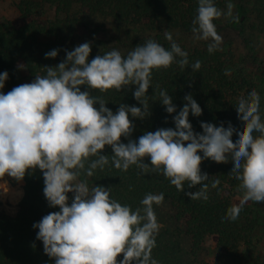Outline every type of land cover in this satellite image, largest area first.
I'll list each match as a JSON object with an SVG mask.
<instances>
[{"label": "clouds", "instance_id": "1", "mask_svg": "<svg viewBox=\"0 0 264 264\" xmlns=\"http://www.w3.org/2000/svg\"><path fill=\"white\" fill-rule=\"evenodd\" d=\"M233 9L230 0L226 12L214 0H198L191 31L194 40L210 41V54L220 50L223 42L213 21L223 16L238 22ZM165 39L170 49L149 39L126 57L113 49L91 62V46L83 43L66 50V59L55 67L46 66V75H36L33 82L6 94L0 92V178L7 174L22 180L29 169L42 172L48 204L58 206L60 211L45 215L33 227L39 229L37 239L55 264H158L151 255L160 227L153 206L163 203L164 194H146L140 201L142 207L133 210L112 199L110 187L89 188L86 181L78 179L82 174L92 177L95 170L109 164V156L101 154L105 146L111 147V164L118 170L127 172L136 165L142 173L162 174L181 192L186 181L188 188L201 185L198 191L185 192L191 200L209 198V184L205 183L209 176L201 173L202 161L227 163L231 159L230 175L239 182L237 191L242 192V198L240 204L227 209L224 219H238L248 201L264 203V120L260 115L261 97L254 89L237 98L241 131L237 132L230 122L227 128L201 122L203 132H194L189 113L198 117L202 109L188 94L173 117L175 129L160 128L145 132L138 142H121V137H130L134 130L129 114L140 119L150 115L146 93L153 70L166 69L174 62L181 69L189 64L188 53L171 33L166 32ZM57 55L58 50H52L45 58ZM191 67L198 71L201 61ZM225 75H230V70H225ZM7 79V72L0 73V89ZM85 85L102 93L135 85L133 96L143 110L120 104L113 113L102 97L81 91ZM159 97L167 113L176 112L166 90L161 89ZM97 103L99 108L95 107ZM234 132L239 137L235 143ZM145 157L150 158V166L143 162ZM219 185V179L211 181V188ZM69 192L74 194L70 206ZM121 255L123 259L118 260Z\"/></svg>", "mask_w": 264, "mask_h": 264}, {"label": "trees", "instance_id": "2", "mask_svg": "<svg viewBox=\"0 0 264 264\" xmlns=\"http://www.w3.org/2000/svg\"><path fill=\"white\" fill-rule=\"evenodd\" d=\"M247 1L230 0L234 4L233 16L239 17L238 22L223 16L213 22L223 23L240 34L245 30L264 33V0ZM228 2L214 0L224 12ZM197 8L198 0H20L17 4L18 21L0 22V73H8L0 92L6 94L25 84L22 71L33 81L36 75H46V66L55 67L66 59V50L72 51L83 43L91 46L89 62L97 55H104L103 42L97 35L105 32V22L115 29L126 30V37L114 38L115 46L133 50L152 39L170 49L165 33L193 35L192 21ZM48 10L54 12L52 20L46 18ZM95 19H100V23L95 24ZM82 25L87 30L92 27V30L80 36L78 32ZM130 28L146 36L130 35ZM176 43L188 53L189 64L181 69L174 62L166 69L153 70L146 93L150 115L140 119L129 114L134 130L130 137H121V142L128 143L129 139L138 142L145 132H155L160 128L175 129L173 117L186 103L184 97L188 94L202 109L198 117L189 113V122L196 133L203 132L201 122L217 127L223 124L225 128L230 122L237 132L241 131L243 122L238 119L237 98L247 96L253 89L261 97L260 115L264 120V61H258L256 69L251 71L243 58L235 59L219 50L210 54L207 47L190 48ZM52 50H58V55L46 59L45 54ZM249 51L255 61L253 52ZM197 60L201 61V68L193 71L191 65ZM225 70H230V75H225ZM135 89V85H130L121 91L112 89L102 93L86 85L81 86V91L102 97L105 106L113 113L120 104L143 110L133 96ZM161 89L172 97L176 112L167 113L160 101ZM95 107L99 108V103ZM237 132L232 136L234 143L239 138ZM101 154L109 156V164L103 170H95L92 177L82 174L78 178L86 181L89 188L95 185L110 187L111 198L133 210L142 207L140 201L146 194H164V202L170 206L177 228L167 240L156 236V247L151 255L158 264H264V256L254 257L256 249L264 243V203L248 201L243 204L238 219H224L227 209L240 204L242 198V192L237 191L239 182L230 175L233 168L231 159L227 163H216L210 159L202 161L201 173L209 176L205 181L209 184V198L204 201L191 200L185 195L188 191H198L201 185L188 188L186 181L184 192H181L162 174L142 173L136 165L130 166L127 172L116 169L111 164L113 152L110 146H105ZM198 154L203 156L202 152ZM143 162L151 164L148 157ZM213 179L220 180L218 188H211ZM0 181L10 183L12 190L5 195L4 201L8 208L14 209L0 212V264H55V259L45 254L43 242L37 239L39 229L33 227L45 215L60 211L58 206L53 208L48 204L43 192L42 172L38 168L29 169L22 180L6 174ZM18 182L23 185L17 187ZM67 195L70 206L74 194L69 192ZM182 238L188 241L187 250L182 248ZM207 241L214 243L213 259L209 262L199 259ZM122 259V255L118 257V260Z\"/></svg>", "mask_w": 264, "mask_h": 264}, {"label": "rangeland", "instance_id": "3", "mask_svg": "<svg viewBox=\"0 0 264 264\" xmlns=\"http://www.w3.org/2000/svg\"><path fill=\"white\" fill-rule=\"evenodd\" d=\"M20 0H0V22H17L19 19V12L17 10V4ZM249 1V0H248ZM247 1V2H248ZM250 2V1H249ZM46 18L53 19L54 18V12L53 10H48L46 12ZM100 19H95L94 23L98 24L100 23ZM104 24V30L105 32L98 33V38L103 42L101 45V48L104 49V53H107L113 49L118 50L121 52L123 56H126L128 52L132 51V49L128 47L123 46H115L114 38L122 39L123 37H126L124 31L115 29L108 25V23ZM216 25V30L218 35H220L223 39L222 44L220 45L221 52L227 54L228 56H231L232 58H243L247 62V68L249 70H255L256 63L258 61H264V33H257V32H251L248 30H245L243 34H240L237 30L232 28H227L224 26L223 23H214ZM88 30H92V27H89ZM85 29V25H82L79 28L78 34L80 36L85 35L88 31ZM130 32V35L139 36L140 38H143V36H146L144 34H141L140 32H134L132 28L128 30ZM193 35L189 36H183L179 34H172L173 40L176 42H179L187 47L193 48V47H199V48H205L207 47V44L210 41H196L193 38ZM124 40V39H123ZM253 52V56L255 58V61L252 60V56L250 54V50ZM24 82L25 83H31L33 82V79L29 78L25 72H21ZM22 182H18L17 187L22 186ZM11 185L9 182L0 181V212L3 210H14L13 208H8L5 205L4 197L7 193L11 191ZM154 212L157 218V222L160 225L158 236H163L164 239H168L171 234H174L177 225L173 219V212L170 209V206L163 201L160 205H154ZM179 226V224H178ZM156 235V236H157ZM182 248L187 250L188 249V241L182 240L180 241ZM264 243L263 245H260L256 251L254 257L256 258H262L264 256ZM213 253H214V243L207 241L205 242L203 246V251L199 256V259L209 262L213 259Z\"/></svg>", "mask_w": 264, "mask_h": 264}]
</instances>
